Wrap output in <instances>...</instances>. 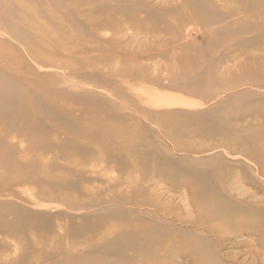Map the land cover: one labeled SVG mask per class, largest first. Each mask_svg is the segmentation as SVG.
I'll use <instances>...</instances> for the list:
<instances>
[{
  "label": "rangeland",
  "instance_id": "rangeland-1",
  "mask_svg": "<svg viewBox=\"0 0 264 264\" xmlns=\"http://www.w3.org/2000/svg\"><path fill=\"white\" fill-rule=\"evenodd\" d=\"M263 163L264 0H0V264H264Z\"/></svg>",
  "mask_w": 264,
  "mask_h": 264
},
{
  "label": "bare ground",
  "instance_id": "bare-ground-1",
  "mask_svg": "<svg viewBox=\"0 0 264 264\" xmlns=\"http://www.w3.org/2000/svg\"><path fill=\"white\" fill-rule=\"evenodd\" d=\"M263 166H264V163H263ZM263 172H264V170H262ZM262 188H264V187H262ZM231 190H233V189H231ZM256 191H257V188L255 189ZM236 194V193H235ZM238 194H239V196H241V197H244V196H250V197H253L254 198V196H253V193H250L246 188H243V187H240V189H239V191H238ZM226 196V198L227 199H230L229 197H227V195H225ZM255 200H258V198H256ZM215 206H216V204H214ZM237 206L239 207V206H241V209H243V211H242V213L240 214V216H239V218H235V217H233V218H231V219H229L228 218V220L229 221H232L233 219H236L234 222L235 223H237V224H239V222H236V221H239V220H241L240 218L243 216V214H248V211H247V205H245L244 203H242V202H238L237 203ZM259 208L261 209V210H264V203L263 204H261L260 206H259ZM237 217V216H236ZM209 219V218H208ZM212 219H214V217H212ZM222 220H224V219H222ZM226 220V219H225ZM211 221V220H210ZM214 221H217V223H220L221 221L220 220H214ZM213 222V221H212ZM224 224V223H223ZM226 226H228V224L226 225ZM222 227V226H221ZM223 227H224V225H223ZM228 228V227H227ZM229 230V229H228ZM232 230V229H231ZM225 231H227V230H225ZM230 231V230H229ZM229 231H227V232H229ZM231 233V232H230ZM233 233V232H232ZM198 245L196 244V243H187L186 245H185V247H169V243L168 242H166V241H159V242H155V243H149V244H147V248L150 250V251H156L157 250V248H165V251L164 252H162V253H158V255H159V257H161V256H166L167 254H176L177 256H179V257H183V255H185V254H183V251H181V250H184V248H186V247H191L190 249H193L194 247H197ZM137 250V252L136 251H134V253H131V256H133V257H131V259L132 260H134V262H135V260L136 259H139V258H143V259H147L145 256V252H147L148 253V251H147V249H145V251H144V248L141 246H139V249H136ZM164 250V249H163ZM199 251H201V250H199ZM181 252V253H180ZM203 256L202 255H196V256H193V257H191L192 259H194V260H198V261H200V262H202V263H206V262H208V263H213V262H217V261H215L213 258H214V256H212V257H209L207 260H205L204 258H202ZM148 258H149V255H148ZM149 261H151V262H148L147 264H156V260H154V259H148ZM189 263H190V261H189Z\"/></svg>",
  "mask_w": 264,
  "mask_h": 264
}]
</instances>
